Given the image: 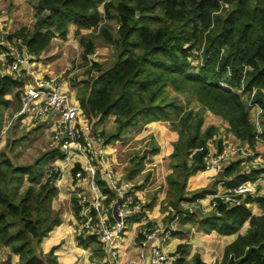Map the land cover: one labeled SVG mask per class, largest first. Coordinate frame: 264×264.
I'll return each instance as SVG.
<instances>
[{
	"label": "trees",
	"instance_id": "obj_1",
	"mask_svg": "<svg viewBox=\"0 0 264 264\" xmlns=\"http://www.w3.org/2000/svg\"><path fill=\"white\" fill-rule=\"evenodd\" d=\"M53 2L57 7L46 11L47 0H37L32 26L20 27L7 34V39L21 40L36 58L53 37L65 40L68 26L74 24L84 57L95 49V39L115 47L117 54L110 66L102 68L91 61L77 98L94 130L114 116V129L108 134L100 132L107 142L119 139L128 128L142 122L179 121L180 138L169 153L171 172L165 177L175 210L180 209L182 201H195L216 192V187H207L186 196L185 188L188 177L203 169L202 159L217 127L207 125L201 129L202 117L193 118L191 111L169 99L167 87L193 96L204 110L226 121L228 131L249 147L254 146L257 137L264 140V0ZM220 2L227 6L221 8ZM111 20L117 24L114 34ZM84 30L89 34H83ZM22 85L21 78L0 72V111L10 105L8 95ZM242 93H247V98L250 96L262 110L261 133L250 119ZM221 141L217 140V150L222 148ZM195 148L201 149L194 152L188 165L189 154ZM158 150L152 149L151 154ZM44 155L63 157L57 149ZM144 158L142 155L134 161L130 177L141 170ZM37 164L14 165L7 153L0 151V246H8L17 254L18 264H57L54 257L44 259L40 248L43 238L60 224L59 213L51 207L57 193L56 174L42 179ZM260 172L239 161L232 162L223 172L225 186L255 179ZM101 188L108 192L103 184ZM71 200L77 215L76 199L72 196ZM250 202H256L264 211L263 194L247 196L236 205L219 203L209 213H192L180 216V220L197 224L205 233H237L224 247L220 264H264V213L252 214L246 205ZM245 222L246 231L239 233ZM76 241L91 247L95 256L101 255L95 236L77 234ZM53 250L51 247L49 252ZM193 261L206 264L198 256Z\"/></svg>",
	"mask_w": 264,
	"mask_h": 264
},
{
	"label": "built area",
	"instance_id": "obj_2",
	"mask_svg": "<svg viewBox=\"0 0 264 264\" xmlns=\"http://www.w3.org/2000/svg\"><path fill=\"white\" fill-rule=\"evenodd\" d=\"M220 3L221 8L227 6L224 2ZM6 35L0 12V56L6 65V74L13 78L26 77L19 90L16 116L30 123H40L53 117L48 145L50 149L63 153V157L56 158V161L59 160L58 167L54 165L46 175L56 174L54 185L58 189L63 177L62 163L67 164L71 170L70 193L75 197L79 208L76 232L95 236L114 264H121L119 244L131 222L140 225L141 246H145L156 236V228L149 218L144 201L138 195L135 183L119 175L115 147L98 130L93 129L79 101L70 97L65 82L54 76L38 73L34 64L35 57L22 41H9ZM97 55V49L89 53L88 63L91 64ZM254 93L255 89L252 90L251 97ZM250 104L256 105L253 102ZM256 142L264 147V140L257 137ZM200 149L195 148L190 152L188 165L192 163L191 156ZM255 155L248 145L226 144L220 150L208 149L202 159V170L221 171L225 165ZM256 164L261 171L257 178L245 180L193 202H181V209L176 212V217L192 213L206 214L213 211L219 203L236 205L247 196H259L260 181L264 180V152ZM102 184L108 192L101 188ZM148 264H175V258L161 247L155 246L148 254Z\"/></svg>",
	"mask_w": 264,
	"mask_h": 264
},
{
	"label": "crops",
	"instance_id": "obj_3",
	"mask_svg": "<svg viewBox=\"0 0 264 264\" xmlns=\"http://www.w3.org/2000/svg\"><path fill=\"white\" fill-rule=\"evenodd\" d=\"M36 4L37 0H0L2 27L5 32L7 34H12L22 26L31 27L35 20L34 13ZM75 28L74 24L68 26L65 40H61L57 36L53 37L49 46L35 58L34 64L38 73L51 75L64 81L67 85L70 97L74 100H78L75 89L71 87L69 83V77L62 76L66 70L63 66L69 62L68 59L73 58L71 57L72 49H74V58L76 57V62L78 61L77 57L83 56L79 40L74 36ZM83 58L88 65L87 56H83ZM61 66L64 69H61ZM0 72L7 73L6 65L1 56ZM70 74L71 72H69L68 75ZM21 79L24 83L26 77L21 76ZM19 90L20 88H16L13 90L12 94L8 95L11 101L10 105L6 108H2L0 111V151L1 148L4 149L7 145H10L8 134L17 127H24V129L30 130L35 128V126H41V129L49 132L48 140L50 141L53 126L52 116L40 123L22 121L20 117L16 116L19 109V100L18 96H15V92ZM202 111L203 114L200 115L203 119L202 126L204 128L207 125H214L217 127V134L207 144L209 150L214 151L218 149L217 140L219 139L222 140V147L226 144H231L233 146L246 145L228 131V123L226 121L207 110ZM111 117H113V120L114 116L112 115ZM250 148L256 155L245 158L244 160L241 158L238 161L242 166L248 167L249 163L252 164L250 168H257L256 163L259 161V156L264 152V147L258 142H255L254 146ZM56 158L57 157L54 159ZM162 161L164 160L162 159ZM161 165L163 166L164 164ZM228 165H225L221 171L216 170L207 172L201 170L189 176L185 188L186 196H189L193 191H198L207 187H216V192L227 189L228 187H226L224 183L223 172ZM143 168L142 166L141 170L133 177H127L135 183L138 195L141 200L144 201L146 209H148L149 218L156 228V236L145 246H141V237L139 235L140 225L131 222L123 235V240L119 244L120 263L148 264V254L153 247L159 246L174 256L175 264H194V256H198L200 260L206 264H220L224 247L235 239L237 233L232 235H220L213 231L205 233L197 224L181 221L180 216L176 217L177 210L170 204L171 198L168 193V185L165 176L164 182L158 178V181L163 183V187L161 190L156 191L157 196L155 197L154 182L146 183V181L144 182L142 178L140 179L139 177L140 173L145 174ZM117 171L121 177H124V173L120 169H117ZM168 171L171 172L169 167H167L166 174ZM70 175L71 172L69 175H63L57 193L51 202V207L59 213L60 224L54 227L49 234L43 238L40 244L42 254L45 256L44 259L48 260L54 257L57 264H114L110 256L105 253L102 248H100L101 255L95 256L91 247H83L76 241L77 234L74 228L75 215L72 208V196L69 185ZM135 177H139V179ZM151 178L154 179V173H151ZM259 189V196H262L264 194V180L260 181ZM246 205L252 214L264 213L256 202H250ZM247 227L248 222H245L240 228L239 233H244ZM51 247H54L53 252H49ZM18 261L19 256L13 253L8 246H0V264H18Z\"/></svg>",
	"mask_w": 264,
	"mask_h": 264
},
{
	"label": "rangeland",
	"instance_id": "obj_4",
	"mask_svg": "<svg viewBox=\"0 0 264 264\" xmlns=\"http://www.w3.org/2000/svg\"><path fill=\"white\" fill-rule=\"evenodd\" d=\"M1 12V11H0ZM113 34L114 30L117 27V24L114 20H111ZM87 30L82 31L83 34H89ZM75 36V35H74ZM95 49L98 50L97 57L94 58V61L99 63L102 68L110 66L116 56V49L113 45L105 44L100 39H95ZM72 51V59H68L69 62L65 64L63 67L66 69L62 74L63 77H69L70 85L78 92L80 87V81L86 77V70L89 68V64L84 61L83 56L77 57L78 61L76 62V57L74 58V49ZM76 54V53H75ZM201 62V58L199 59ZM194 64L199 63L196 60H193ZM57 68V65H56ZM61 66V69H64ZM69 72H71L70 75ZM222 87H227L226 84L220 83ZM225 85V86H224ZM241 92V91H239ZM166 94L169 99H174L175 102L182 107L185 111H191L193 114V118H197L198 115H202L204 110L201 105L195 100V98L189 94H179L172 90L170 87L166 88ZM243 98L247 101L249 107L250 119L258 125L260 133L262 132L261 125V114L262 110L260 106L252 105V100L247 93H242ZM252 105V106H251ZM209 115V114H207ZM112 116V115H111ZM109 117L103 124L96 125V130L99 132L103 131L105 134H108L115 127L113 117ZM195 119H193V122ZM113 122V123H112ZM179 121H175L174 123H170L166 120H158L152 121L149 123L142 122L137 127L128 128L119 139L109 141L111 146H114L116 149V167L120 169L124 173V177L128 178L129 170L133 167V163L135 160L142 155H145L143 160V170L144 173H140V179L146 183L154 182V196H157V190H161L163 187V183L158 181V178L163 181L164 176L168 175L170 172L166 174L167 167L169 164V153L172 151L174 144L179 140L180 133L178 125ZM192 122V120H191ZM260 123V124H258ZM41 126H35L30 130H26L23 128H15L13 131L11 130L8 134L10 138V145H7L6 148H1L4 150L9 158L11 159L14 165H27L32 164L38 161L37 167L40 169L42 174V179L45 178L48 169L51 167H58L59 160L51 158L49 156H45L44 154L48 151H51L48 145V133L41 129ZM204 128L201 125V129ZM14 137V138H13ZM106 138V136H104ZM13 143V144H12ZM154 148H158V152L156 154H151V150ZM162 159L164 161H162ZM62 163V162H61ZM158 164V165H157ZM161 164H164L163 166ZM249 165V166H248ZM248 167H252V164L248 163ZM160 166V167H158ZM257 166V165H256ZM63 167V175H69L71 170L68 168L67 164L62 163ZM151 173H154V179L151 178ZM128 176V177H127ZM139 177H135L139 179ZM130 179V178H129ZM136 179V180H137ZM131 180V179H130ZM164 182V181H163ZM27 185V181L24 182L25 187ZM142 185V184H141ZM167 197V195H166ZM182 202H193V201H182ZM181 209V208H180ZM78 219L77 216H74V228L75 232L77 229ZM76 234H79L76 232ZM43 258L45 256L43 255Z\"/></svg>",
	"mask_w": 264,
	"mask_h": 264
},
{
	"label": "water",
	"instance_id": "obj_5",
	"mask_svg": "<svg viewBox=\"0 0 264 264\" xmlns=\"http://www.w3.org/2000/svg\"><path fill=\"white\" fill-rule=\"evenodd\" d=\"M56 7H57V5L53 2V0H47V4L45 6L46 11H49V10L56 8Z\"/></svg>",
	"mask_w": 264,
	"mask_h": 264
}]
</instances>
